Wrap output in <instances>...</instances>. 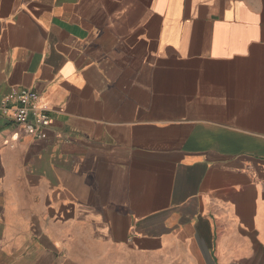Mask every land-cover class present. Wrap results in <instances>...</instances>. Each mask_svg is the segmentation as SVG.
<instances>
[{"label": "crops", "instance_id": "0c3cea01", "mask_svg": "<svg viewBox=\"0 0 264 264\" xmlns=\"http://www.w3.org/2000/svg\"><path fill=\"white\" fill-rule=\"evenodd\" d=\"M0 264H264V0H0Z\"/></svg>", "mask_w": 264, "mask_h": 264}, {"label": "built area", "instance_id": "2783aa9c", "mask_svg": "<svg viewBox=\"0 0 264 264\" xmlns=\"http://www.w3.org/2000/svg\"><path fill=\"white\" fill-rule=\"evenodd\" d=\"M39 97L37 91L23 89L15 97H6L0 109L24 134L35 139H44L46 130L53 124V118L46 107L38 105Z\"/></svg>", "mask_w": 264, "mask_h": 264}]
</instances>
